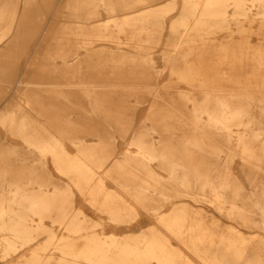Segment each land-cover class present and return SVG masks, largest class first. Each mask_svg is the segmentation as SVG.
<instances>
[{
    "label": "bare ground",
    "instance_id": "bare-ground-1",
    "mask_svg": "<svg viewBox=\"0 0 264 264\" xmlns=\"http://www.w3.org/2000/svg\"><path fill=\"white\" fill-rule=\"evenodd\" d=\"M187 1L179 18L171 23L173 37L181 38L173 44L187 47L181 52L184 65L174 68V72L181 80L198 86L200 91L180 93L178 99L165 103L162 94L156 93L150 118L152 128L161 134L159 145L149 137L147 130H140L134 138L137 154L125 153V158L116 160L108 168L107 161L112 152L107 146H88L83 141L73 140L78 151L72 155L58 138L59 135L70 136L65 130L57 127L56 131L51 130L22 109L9 111L1 117L13 134L40 152L39 158H33L34 163L17 165L11 159L18 150L7 141L0 145V250L4 257L20 246L31 244L39 233H45L46 241L33 249L21 264H197L183 246L206 264H264V248L255 242L263 237H252V233L242 230V227L253 229V224L264 220V189L246 192L232 177L228 165L229 159L239 155L246 164V172H257L256 169L261 168L264 160V92L256 94L235 76L245 62L242 45L237 51L222 42L220 58L211 61L205 58L206 48L196 50L197 42L204 44L212 34L222 30L229 16L247 15L252 7L257 6L264 9V0ZM229 7H233L232 13ZM110 9L114 10L115 6ZM154 9V5H150L133 14L139 19L131 15L128 19H114L113 22L118 25L139 24L141 27L135 30L139 34L138 40H152L154 37L147 26L153 21L145 17L162 16ZM256 14L264 17V10ZM154 23L163 24L164 21L158 19ZM79 32L83 38L74 52L75 58L79 56V47H83L86 55L93 51L95 38H91L92 35L102 40L106 38L102 31L94 33L91 29H82ZM135 33L131 40L136 38ZM5 35L4 31L0 33V42ZM136 47L143 49L141 44ZM256 55V65L264 67V50ZM173 57L168 54V58ZM149 60V57H142L141 64L146 67ZM80 61L78 58L69 64L80 68ZM224 64L226 69L222 68ZM100 86L94 84L86 94L94 113L106 103L97 95ZM260 86L255 84L257 88ZM124 117L122 111L107 119L123 124ZM53 120L59 122L63 119L56 116ZM64 122H69L66 117ZM60 124L56 126L60 128ZM240 125L244 130L238 129ZM96 135L103 137V133L97 132ZM223 152L225 162L219 161ZM47 154L51 155L54 166L68 175L83 195L92 201L102 196L99 206L113 218L115 227L124 229V233L98 231L95 227L99 223L93 222L83 211L72 209L74 193L69 184H61L49 172ZM151 159H159L170 172V187L182 186L186 195H190V190L199 184L198 195L207 197V191H210L213 195L210 201L228 217H239L241 226L230 222L221 225L219 231L205 227L202 219L196 218L193 207L181 202L162 215L160 207L151 206L153 212L149 214L158 216L162 228L150 224L137 232L130 231L133 225L128 220H121L125 206L115 203L117 196L124 197L107 190L99 171L105 169L106 175L111 177L119 174L124 189L141 202L149 200L152 203L157 199L172 202L173 196L180 197L181 194L176 190L175 196L168 191L171 190L169 187L165 189L157 172L148 163ZM6 176L10 177L6 179ZM156 182L162 187L158 188ZM34 217L39 220L35 222ZM46 217L53 218V222L61 225L66 233L56 236L44 225ZM120 223H124L123 226Z\"/></svg>",
    "mask_w": 264,
    "mask_h": 264
},
{
    "label": "rangeland",
    "instance_id": "rangeland-1",
    "mask_svg": "<svg viewBox=\"0 0 264 264\" xmlns=\"http://www.w3.org/2000/svg\"><path fill=\"white\" fill-rule=\"evenodd\" d=\"M187 2V0H0V33L4 31L6 34L0 42V145L7 141L18 150V153L12 156L11 162L17 165L31 164L35 162L33 158L40 157V152L33 145L13 134V130L2 121L1 117L12 110L18 112L22 109L49 129L55 131L63 129L70 133V136L59 135L58 138L72 155L78 151L77 145L72 143L73 140L83 141L82 143L88 146H107L112 152L107 161L108 168L116 160L125 158V153L131 156L137 154L138 146L134 138L140 130H147L149 137L159 145L161 134L152 128L153 122L150 118L156 93L162 94L166 99L165 103L171 99H178L180 93L193 94L200 91L198 86L181 80L174 72V68L183 64L181 52L187 47L185 44L180 46L173 44V41H179L181 38L173 37L170 32L171 23L179 18L183 5ZM112 5L115 6L114 10L110 9ZM150 5H154V10L162 15L145 17L153 21L147 26L154 37L152 40H138L139 34L135 33V30L141 27L139 24L118 25L113 22L114 19H128ZM228 9L230 13L234 10L233 7ZM263 10L257 6L252 7L247 15L229 16L222 30L212 34L204 44L198 41L196 46L197 51L206 48L205 58L211 61L220 58L222 42L230 44L237 51L238 46L242 45L241 52L245 62L241 72L236 71L235 76L241 78L242 83L247 84L256 94L264 92V67L256 65L257 52L264 50V17L256 12ZM133 16L139 19L138 16ZM158 19H162L164 23H154ZM82 29H91L94 33L102 31L106 38L103 36L105 39L102 40L92 35L91 38H95L94 48L88 55L85 54L83 47H79L78 58L81 60L79 68L70 66L69 63L78 60L74 52L83 38L79 32ZM134 33L136 38L131 40L130 37ZM140 44L143 49L136 47ZM168 54H173L174 57L170 59ZM142 57L150 58L148 66L144 67L141 64ZM222 68L226 69L227 65H222ZM256 83L261 86L255 87ZM94 84L101 85L98 87L97 95L106 102L99 106L100 110L97 113L91 111L93 105L86 95L93 89ZM188 105H191V102H188ZM122 111L126 120L123 124L107 119ZM56 116L63 119L59 121L60 128L56 126L59 122L53 120ZM65 117L69 121L68 124L64 122ZM238 129L244 130V127L240 125ZM97 132L103 133V137L96 135ZM75 135L79 138L77 139ZM219 156V161L221 159L223 162L226 161L224 152ZM148 163L157 172L165 189L169 187L171 190L168 191L175 196L178 190L180 197L173 196L172 202L157 199L152 203L149 200L144 203L124 189L119 174L115 173L111 177L106 175L105 169L99 171L107 190L124 197L121 199L117 196L115 203L125 206V214L121 220H128L133 225L130 231L137 232L141 227L145 228L150 224L162 228L163 226L158 223V216L149 214L153 212L151 206L160 207L162 215L170 212L175 203L181 202L193 207L196 218L202 219L205 227L219 231L221 225L230 222L241 226L239 217H228L210 201L213 198L210 191H207V197H200L198 195L200 186L196 184L190 190V195H186L184 187L179 185L175 186L176 189L170 187V172L162 166L159 159H151ZM46 164L57 181L63 185H70L74 193L73 210H81L93 222L99 223L95 227L98 231L118 234L125 232L123 228L115 227L116 222L112 220L113 218L99 206L102 196L92 201L83 195L70 177L54 166L50 154L46 155ZM228 165L232 177L246 192L264 189V160L261 168L256 169L257 172H246L248 171L246 164L239 155L229 159ZM155 185L158 188L162 187L157 182ZM49 188L52 186L49 185ZM34 220L36 222L39 219L34 217ZM53 221V218L46 217L44 225L56 236L65 234V229ZM137 222H141V226L136 225ZM252 226L253 229L242 227V230L252 233V237H263V240L257 239L255 242H259L264 248V220ZM46 239L45 233H39L31 244L20 246L5 257L0 250V264L25 262L32 250L38 248ZM174 242L179 243L176 239ZM183 249L197 264H206L192 254L190 249L184 246Z\"/></svg>",
    "mask_w": 264,
    "mask_h": 264
}]
</instances>
